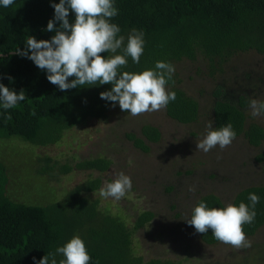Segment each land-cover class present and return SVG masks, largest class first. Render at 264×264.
Instances as JSON below:
<instances>
[{
	"label": "trees",
	"instance_id": "obj_1",
	"mask_svg": "<svg viewBox=\"0 0 264 264\" xmlns=\"http://www.w3.org/2000/svg\"><path fill=\"white\" fill-rule=\"evenodd\" d=\"M51 3L59 0H16L14 5L0 8V83L17 93L23 90L27 97L8 110L11 119L0 115V264H34V258L38 261L54 252L74 235L86 242L91 256L89 264H184L187 259H146L139 253L135 234L145 229L155 214L145 211L130 226L111 207L91 197L103 186L100 177L88 178L74 187L62 184L64 178H72L77 171L107 173L112 161L99 157L73 166L39 153L62 143L77 127L106 119L113 108L100 98V93L110 90L111 84L84 85L62 92L47 80L44 70L16 54L17 48H25L29 36L50 40L55 35L46 31L48 21L54 17ZM116 7L119 14L112 22L121 28L125 44L133 28L143 30L146 40L140 63H133L129 57L122 71L141 72L154 68L157 61L175 66L167 85L169 91L176 93V100L165 108L170 119L184 126L197 125L209 110L214 129L231 123L236 132L234 141L243 137L249 146H262L264 127L249 123L246 114L252 100L249 94L233 97L219 85L211 92L212 102L204 103L180 86L182 67L192 71L200 65L196 86L201 79L205 82L225 76L240 55L255 52L264 56V0H116ZM69 21H74V14H69ZM204 86L197 90L202 91ZM126 137L136 149L149 153V144L159 143L163 134L158 127L145 125L141 136L128 133ZM4 150L8 151L6 156H2ZM26 157L37 160L39 170L29 172L28 182L20 190L18 176L24 169L20 161ZM258 160L264 161V156ZM46 177L51 179L49 185L54 191L50 199L42 200L46 196L42 191ZM38 189L39 198L30 200L29 197L36 199ZM16 190L20 197L15 196ZM250 193L260 200L255 220L243 225L246 237L256 236L264 227V186L243 189L233 204H249ZM201 200L209 207L226 206L219 196L206 194L194 207ZM191 227L202 243H221L211 229L198 233ZM60 259L63 257L57 256L58 262ZM258 259L261 258L256 254L255 258L245 259V264H256Z\"/></svg>",
	"mask_w": 264,
	"mask_h": 264
},
{
	"label": "rangeland",
	"instance_id": "obj_2",
	"mask_svg": "<svg viewBox=\"0 0 264 264\" xmlns=\"http://www.w3.org/2000/svg\"><path fill=\"white\" fill-rule=\"evenodd\" d=\"M197 67L200 65L194 66L192 71L190 67H182L183 83L180 88L190 96L204 100V103L212 102L211 92L219 85L225 87L233 97L247 93L252 99L264 100V56L255 52L240 55L231 63V70L234 68V71L229 69L225 76L205 81L206 86L203 79L194 86L200 79L197 77ZM202 86L205 89L197 90ZM246 114L249 123L264 127V116H252L250 107ZM209 121L213 127L209 110L205 111L197 125L184 126L170 119L165 108L132 116L117 105L110 110L106 119L91 120L77 127L67 134L62 143L39 153L73 166L83 160L99 157L112 161L109 172L77 171L72 178H64L62 184L65 186L74 187L88 178L100 177L104 188L121 172L130 176L132 188L120 200L105 198L100 191L91 197L99 199L103 206L111 207L130 226L145 211L155 214L154 220L135 234L138 251L146 259H187L184 264H245V259L255 258L257 254L261 259L256 264H264V227L256 236L247 237L250 247L236 248L222 242L209 246L201 242L186 221L202 195L215 194L228 205L233 204L234 198L243 189L264 186V161L258 160L264 156V143L259 148L252 147L240 137L224 149L216 146L205 153L197 149V144L207 134ZM145 125L158 127L163 134L159 143L149 144V153L136 149L126 137L128 133L141 136V129ZM2 153V156H6L8 151ZM20 163L24 168L18 176L22 190L28 182L29 172H38L39 167L32 157H26ZM50 180L46 177L48 184L42 188L46 196L42 200L52 196L54 190L49 185L52 183H49ZM190 188L194 190L189 191ZM36 193V199L29 197L30 200L39 198V189ZM17 195L20 197L16 190Z\"/></svg>",
	"mask_w": 264,
	"mask_h": 264
},
{
	"label": "clouds",
	"instance_id": "obj_3",
	"mask_svg": "<svg viewBox=\"0 0 264 264\" xmlns=\"http://www.w3.org/2000/svg\"><path fill=\"white\" fill-rule=\"evenodd\" d=\"M15 2L0 0V8H8ZM50 6L54 9V17L48 21L46 31L55 32V35L50 40L29 36L25 48H17L15 52L44 70L47 80L60 91L84 85L111 84L110 90L100 93V98L113 107L118 103L122 111L132 116L159 111L176 100V93L167 89L175 73V66L170 62L157 61L154 68L141 72L122 71L129 57L133 63H140L146 40L143 30L133 28L125 44V36L120 35L121 28L112 22L119 14L116 0H59ZM70 13L74 14L71 23ZM57 22L59 27H56ZM26 99L23 90L17 93L0 83V115L6 119H11L8 110ZM250 108L252 116H264V100L252 99ZM207 129V134L197 144V149L205 153L216 146L224 149L236 139L231 123L214 129L209 121ZM131 188V177L121 172L100 189V195L120 200ZM248 200L249 204L241 202L238 206L228 204L224 207H209L201 200L186 221L198 233L211 229L215 239L224 244L236 248L250 247L243 225L255 220V208L260 198L250 193ZM57 256L63 259L58 262ZM90 260L86 242L79 235H74L54 252L38 261L34 258V264H89Z\"/></svg>",
	"mask_w": 264,
	"mask_h": 264
},
{
	"label": "water",
	"instance_id": "obj_4",
	"mask_svg": "<svg viewBox=\"0 0 264 264\" xmlns=\"http://www.w3.org/2000/svg\"><path fill=\"white\" fill-rule=\"evenodd\" d=\"M1 57V56H0Z\"/></svg>",
	"mask_w": 264,
	"mask_h": 264
}]
</instances>
